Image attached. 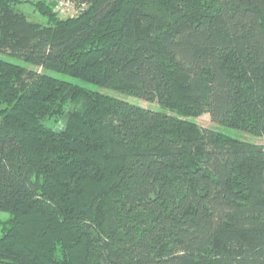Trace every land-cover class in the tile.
Masks as SVG:
<instances>
[{
	"label": "trees",
	"instance_id": "trees-1",
	"mask_svg": "<svg viewBox=\"0 0 264 264\" xmlns=\"http://www.w3.org/2000/svg\"><path fill=\"white\" fill-rule=\"evenodd\" d=\"M66 1L0 54L264 136V0ZM2 214L0 264H264V146L0 58Z\"/></svg>",
	"mask_w": 264,
	"mask_h": 264
},
{
	"label": "rangeland",
	"instance_id": "rangeland-1",
	"mask_svg": "<svg viewBox=\"0 0 264 264\" xmlns=\"http://www.w3.org/2000/svg\"><path fill=\"white\" fill-rule=\"evenodd\" d=\"M20 1L22 3L18 6V9L21 12H23L30 21L35 22V23H40L42 25L47 24V20L44 19L43 17H41L39 15V13L36 12L34 6L32 5L33 3H36L37 0H20ZM51 2H53L55 4V10L57 11L56 0H51ZM68 11L70 12L69 14H68ZM57 13H58V16L60 18H66V17H72V16H76V15L80 14L81 10L78 8H76V9L71 8L69 10L67 9V11H65V10L62 12L57 11ZM0 58L5 60V61H9L11 63H14V64L21 65L22 67H24L28 70L31 69V70L37 71L39 73H42V72L46 73V74H48V75H50V76H52L58 80H63V81H67V82H70L73 84L80 85L82 87L90 89L91 91L100 92L104 95H108V96L113 97L117 100L125 101V102H128L130 104L140 106L141 108H144V109H148V110H151L154 112L165 113L171 117L178 118L180 120L191 121V122L195 123L197 126H199L200 128L213 130L217 133H220L221 135H223L225 137L236 139V140H239L241 142L248 143V144H255V145L264 146V136H255V135H253L249 132H246V131L232 129V128H229L226 126H221V125L215 124L211 120V117L209 114H203L199 117L188 116V115L185 116L179 112H176L173 109L163 107L157 102L148 103V102H145L143 100L136 99L135 97L130 96L126 93L102 89V88L94 86L92 84H88V83H86L80 79H76V78H73V77H70L67 75H63V74H60V73H57L54 71H50V70L45 71L42 68H39L36 64L31 63V62H26L24 59H21L18 57H13V56L6 55V54H0ZM50 126L51 127L57 126V127L62 128L63 123L55 126V123L52 122V123H50ZM0 217L2 219H5V218H7V215L2 214V215H0Z\"/></svg>",
	"mask_w": 264,
	"mask_h": 264
},
{
	"label": "built area",
	"instance_id": "built-area-1",
	"mask_svg": "<svg viewBox=\"0 0 264 264\" xmlns=\"http://www.w3.org/2000/svg\"><path fill=\"white\" fill-rule=\"evenodd\" d=\"M71 8L76 9L77 7L73 3L69 2V1H66V0H56V9H57V11H60V12H62L64 10L67 11V9L69 10ZM69 13L70 12L68 11V14Z\"/></svg>",
	"mask_w": 264,
	"mask_h": 264
}]
</instances>
